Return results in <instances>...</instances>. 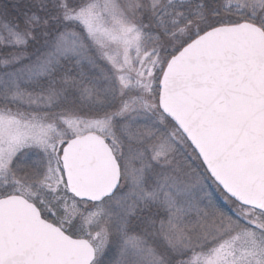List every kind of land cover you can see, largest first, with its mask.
Masks as SVG:
<instances>
[{
  "label": "snow or ice",
  "instance_id": "snow-or-ice-1",
  "mask_svg": "<svg viewBox=\"0 0 264 264\" xmlns=\"http://www.w3.org/2000/svg\"><path fill=\"white\" fill-rule=\"evenodd\" d=\"M0 264H264V0L0 6Z\"/></svg>",
  "mask_w": 264,
  "mask_h": 264
},
{
  "label": "trees",
  "instance_id": "trees-1",
  "mask_svg": "<svg viewBox=\"0 0 264 264\" xmlns=\"http://www.w3.org/2000/svg\"><path fill=\"white\" fill-rule=\"evenodd\" d=\"M19 0H0V6L4 5V4H7L9 6H12L16 3H18ZM10 19H13L15 18V11L12 10V15L9 17Z\"/></svg>",
  "mask_w": 264,
  "mask_h": 264
},
{
  "label": "rangeland",
  "instance_id": "rangeland-1",
  "mask_svg": "<svg viewBox=\"0 0 264 264\" xmlns=\"http://www.w3.org/2000/svg\"><path fill=\"white\" fill-rule=\"evenodd\" d=\"M216 199L219 201V197H218V195H217V197H216ZM221 204L223 203L222 201H219Z\"/></svg>",
  "mask_w": 264,
  "mask_h": 264
}]
</instances>
